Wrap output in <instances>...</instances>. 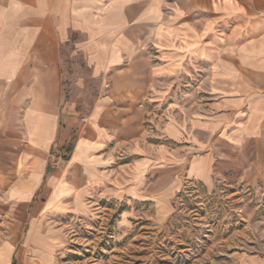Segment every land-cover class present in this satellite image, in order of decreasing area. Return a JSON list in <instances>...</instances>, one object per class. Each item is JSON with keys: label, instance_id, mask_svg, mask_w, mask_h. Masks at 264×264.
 <instances>
[{"label": "crops", "instance_id": "1", "mask_svg": "<svg viewBox=\"0 0 264 264\" xmlns=\"http://www.w3.org/2000/svg\"><path fill=\"white\" fill-rule=\"evenodd\" d=\"M222 177L264 179V0H0V264Z\"/></svg>", "mask_w": 264, "mask_h": 264}, {"label": "rangeland", "instance_id": "2", "mask_svg": "<svg viewBox=\"0 0 264 264\" xmlns=\"http://www.w3.org/2000/svg\"><path fill=\"white\" fill-rule=\"evenodd\" d=\"M74 61L77 77L88 76L83 55ZM171 203L158 213L148 201L133 211L111 200L70 217L64 264H264V179L187 180Z\"/></svg>", "mask_w": 264, "mask_h": 264}, {"label": "built area", "instance_id": "3", "mask_svg": "<svg viewBox=\"0 0 264 264\" xmlns=\"http://www.w3.org/2000/svg\"><path fill=\"white\" fill-rule=\"evenodd\" d=\"M53 154L55 155L54 157L55 164H59L64 160V157L62 156L61 153H59V151L53 152Z\"/></svg>", "mask_w": 264, "mask_h": 264}]
</instances>
